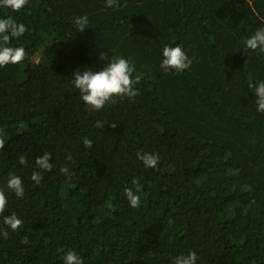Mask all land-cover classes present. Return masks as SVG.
Listing matches in <instances>:
<instances>
[{"label": "trees", "instance_id": "16d2710c", "mask_svg": "<svg viewBox=\"0 0 264 264\" xmlns=\"http://www.w3.org/2000/svg\"><path fill=\"white\" fill-rule=\"evenodd\" d=\"M118 4L0 6V18L28 29L4 45L23 47L26 59L0 67V188L8 200L0 228L9 232L0 235V264H64L68 251L83 264H173L189 251L196 264H264V112L255 94L264 52L245 47L264 28V0ZM85 13L89 23L78 31L74 20ZM177 45L191 66L165 72L162 49ZM116 57L135 66L139 94L88 107L73 73ZM138 150L158 153L157 167L146 168ZM45 151L53 168L36 184L35 159ZM11 174L24 197L7 189ZM134 180L139 208L124 192L135 191ZM13 212L23 220L16 232L3 223Z\"/></svg>", "mask_w": 264, "mask_h": 264}, {"label": "clouds", "instance_id": "9594fccd", "mask_svg": "<svg viewBox=\"0 0 264 264\" xmlns=\"http://www.w3.org/2000/svg\"><path fill=\"white\" fill-rule=\"evenodd\" d=\"M28 0H0V6L11 9L14 12L20 11ZM106 7H119L118 0H105ZM89 23L88 15L85 13L78 16L74 20V24L78 31H83ZM27 27L23 23H16L12 17L0 18V40L3 44L0 45V67L8 64H20L27 57V53L23 47L4 46L9 44L11 38H18L22 36ZM245 47L253 51L259 49L264 52V28L258 29L248 37L245 41ZM163 59L160 67L165 71L169 69L179 73L191 66L192 60L186 55L181 46L175 47L165 46L162 49ZM135 71V66L127 58L116 57L106 63L100 70H84L83 72L77 70L73 73V84L79 89L82 101L90 108L99 110L108 102H115L114 98L128 97L133 98L139 94L138 90L134 88V84L140 82L141 77L137 75L135 79L132 74ZM257 96L256 104L257 111L264 112V82H260L255 88ZM110 127L115 128L116 123H110ZM95 127L102 128L104 123L98 121ZM83 143L86 147H92V141L87 137L83 138ZM5 140L0 138V149L4 148ZM70 159V157H68ZM136 158L143 162L146 168H156L160 160L158 153L143 152L138 150ZM51 153L45 151L42 155L36 157L35 166L42 171H34L31 175V180L40 184L43 179V172H50L53 164ZM21 165L27 164V159L24 155L18 157ZM60 172L64 174L69 173L67 166H61ZM133 184L136 186L135 191L131 188H125V196L132 208H139L141 197L138 194L141 186L138 181L134 180ZM6 187L11 190L17 197H24L25 187L22 179L11 174L7 180ZM8 204L6 192L0 188V214L5 212ZM3 223L13 232L18 231L22 225L23 220L19 218L14 212L3 217ZM0 235L6 239L9 232L6 229L0 228ZM28 244L29 240L24 237L21 241ZM199 259L195 251H189L187 255H180L175 257L173 264H196ZM64 264H83V259L74 251H68L64 257Z\"/></svg>", "mask_w": 264, "mask_h": 264}]
</instances>
